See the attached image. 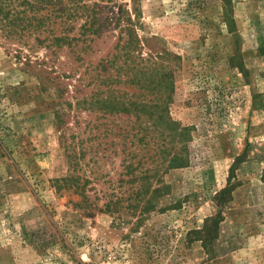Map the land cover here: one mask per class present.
I'll list each match as a JSON object with an SVG mask.
<instances>
[{
  "label": "rangeland",
  "instance_id": "374dc122",
  "mask_svg": "<svg viewBox=\"0 0 264 264\" xmlns=\"http://www.w3.org/2000/svg\"><path fill=\"white\" fill-rule=\"evenodd\" d=\"M80 2L0 24V264H264V0Z\"/></svg>",
  "mask_w": 264,
  "mask_h": 264
},
{
  "label": "trees",
  "instance_id": "16d2710c",
  "mask_svg": "<svg viewBox=\"0 0 264 264\" xmlns=\"http://www.w3.org/2000/svg\"><path fill=\"white\" fill-rule=\"evenodd\" d=\"M52 1H57V5L55 7H51L50 13L36 14L42 8H46V3L49 4ZM82 0H20V5H23V8H11L5 12V8L3 2H0V12H5L4 16L0 19V24L2 26L6 25V21L8 24L17 25L21 29L26 27H30V29H35L38 31L40 28L48 26V21L51 19V16L54 14L55 17H58L62 20L64 25V29L67 31L72 30V26L70 22L76 19L78 16L86 15L88 17V6L81 3ZM223 2V10H224V18L228 26L233 23L232 10L230 0H222ZM27 9L31 10L32 14H27ZM49 11V9H48ZM7 14V15H6ZM9 17V18H8ZM90 19L85 20L82 24V29L87 30V28L91 27V15ZM8 18V19H7ZM62 41H69L67 37L63 36L59 38ZM225 191H222L219 195L224 194Z\"/></svg>",
  "mask_w": 264,
  "mask_h": 264
}]
</instances>
